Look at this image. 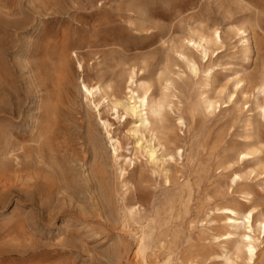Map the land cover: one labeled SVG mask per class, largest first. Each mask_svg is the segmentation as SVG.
<instances>
[{
  "label": "rangeland",
  "instance_id": "1",
  "mask_svg": "<svg viewBox=\"0 0 264 264\" xmlns=\"http://www.w3.org/2000/svg\"><path fill=\"white\" fill-rule=\"evenodd\" d=\"M263 224L264 0H0V264H264Z\"/></svg>",
  "mask_w": 264,
  "mask_h": 264
},
{
  "label": "bare ground",
  "instance_id": "2",
  "mask_svg": "<svg viewBox=\"0 0 264 264\" xmlns=\"http://www.w3.org/2000/svg\"><path fill=\"white\" fill-rule=\"evenodd\" d=\"M147 94L145 93L144 95H142V96H140L139 94H138V97H137V99H138V103L139 104H142V107L143 108H145L146 107V96ZM144 111H146V109H144ZM146 115V114H145ZM229 211H231V213H232V210L231 209H228ZM234 214H235V212H234ZM249 218V217H248ZM235 222H236V220H235ZM264 225V224H263ZM263 228H264V226H263ZM247 238V237H246ZM248 239V238H247ZM145 241H142L141 242V244L142 243H144ZM143 252V249L142 250H140V252L139 253H141V254H143L142 253ZM143 259H145V257H143Z\"/></svg>",
  "mask_w": 264,
  "mask_h": 264
}]
</instances>
